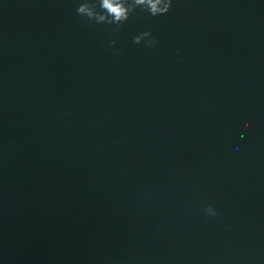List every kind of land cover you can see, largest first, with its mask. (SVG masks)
Segmentation results:
<instances>
[{
    "label": "water",
    "instance_id": "95a60500",
    "mask_svg": "<svg viewBox=\"0 0 264 264\" xmlns=\"http://www.w3.org/2000/svg\"><path fill=\"white\" fill-rule=\"evenodd\" d=\"M86 2L0 0V264H264V0Z\"/></svg>",
    "mask_w": 264,
    "mask_h": 264
},
{
    "label": "clouds",
    "instance_id": "9594fccd",
    "mask_svg": "<svg viewBox=\"0 0 264 264\" xmlns=\"http://www.w3.org/2000/svg\"><path fill=\"white\" fill-rule=\"evenodd\" d=\"M172 0H133L129 4L128 0H100L101 12L96 11L95 4L83 3L77 12L86 15L90 19H95L97 22L122 23L126 21L135 7L141 6L153 15L166 14L171 8ZM149 35V33H144ZM215 213H213L214 215Z\"/></svg>",
    "mask_w": 264,
    "mask_h": 264
}]
</instances>
